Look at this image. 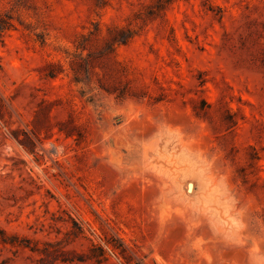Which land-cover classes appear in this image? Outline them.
<instances>
[{"label": "rangeland", "instance_id": "1", "mask_svg": "<svg viewBox=\"0 0 264 264\" xmlns=\"http://www.w3.org/2000/svg\"><path fill=\"white\" fill-rule=\"evenodd\" d=\"M0 26V264H264V0Z\"/></svg>", "mask_w": 264, "mask_h": 264}, {"label": "bare ground", "instance_id": "2", "mask_svg": "<svg viewBox=\"0 0 264 264\" xmlns=\"http://www.w3.org/2000/svg\"><path fill=\"white\" fill-rule=\"evenodd\" d=\"M193 190V184H189V191Z\"/></svg>", "mask_w": 264, "mask_h": 264}, {"label": "trees", "instance_id": "3", "mask_svg": "<svg viewBox=\"0 0 264 264\" xmlns=\"http://www.w3.org/2000/svg\"><path fill=\"white\" fill-rule=\"evenodd\" d=\"M4 29H6L5 26H4V27L0 26V33H1Z\"/></svg>", "mask_w": 264, "mask_h": 264}]
</instances>
